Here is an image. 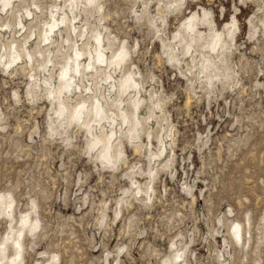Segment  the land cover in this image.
Here are the masks:
<instances>
[{
  "label": "clouds",
  "instance_id": "obj_1",
  "mask_svg": "<svg viewBox=\"0 0 264 264\" xmlns=\"http://www.w3.org/2000/svg\"><path fill=\"white\" fill-rule=\"evenodd\" d=\"M0 264H264V0H0Z\"/></svg>",
  "mask_w": 264,
  "mask_h": 264
}]
</instances>
